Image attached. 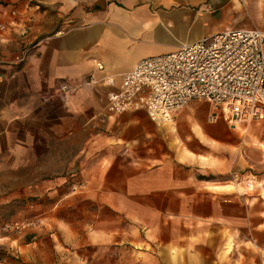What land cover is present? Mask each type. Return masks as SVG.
<instances>
[{
	"label": "crops",
	"instance_id": "obj_1",
	"mask_svg": "<svg viewBox=\"0 0 264 264\" xmlns=\"http://www.w3.org/2000/svg\"><path fill=\"white\" fill-rule=\"evenodd\" d=\"M0 24V166L78 167L69 195L95 201L94 229L112 231L95 260L237 264L251 237L264 264V122L210 123L209 103L193 100L169 127L142 110L114 115L106 98L144 57L264 31V0H0ZM233 176L259 182L240 191Z\"/></svg>",
	"mask_w": 264,
	"mask_h": 264
},
{
	"label": "built area",
	"instance_id": "obj_2",
	"mask_svg": "<svg viewBox=\"0 0 264 264\" xmlns=\"http://www.w3.org/2000/svg\"><path fill=\"white\" fill-rule=\"evenodd\" d=\"M11 14L18 15L16 10ZM6 29L0 24V31ZM29 53L24 49L14 62H23ZM96 67L103 65L97 62ZM104 80L113 83L109 77ZM60 89L66 93L73 87L63 84ZM106 98L112 114L142 110L157 124H171L173 115L193 100L209 103L210 123L222 119L235 128L242 122L260 121L264 119V31L225 29L175 51L144 57ZM108 116L101 111L95 119L102 123Z\"/></svg>",
	"mask_w": 264,
	"mask_h": 264
},
{
	"label": "rangeland",
	"instance_id": "obj_3",
	"mask_svg": "<svg viewBox=\"0 0 264 264\" xmlns=\"http://www.w3.org/2000/svg\"><path fill=\"white\" fill-rule=\"evenodd\" d=\"M254 122L264 119L242 122L236 128ZM62 162L49 158L35 165L0 166V264H101L94 255L112 231L94 229L99 210L95 201L69 195L78 183L73 181L78 167ZM232 180L235 189L247 192L254 191L259 182L249 176ZM243 247L247 252H235L234 257L241 258L237 264H255L254 240L248 238ZM114 263L131 264L126 260Z\"/></svg>",
	"mask_w": 264,
	"mask_h": 264
}]
</instances>
